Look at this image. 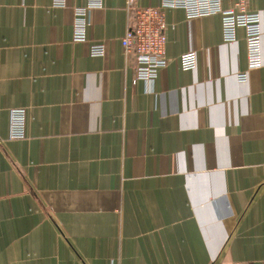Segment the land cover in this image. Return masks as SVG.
I'll return each mask as SVG.
<instances>
[{
	"label": "crops",
	"instance_id": "crops-1",
	"mask_svg": "<svg viewBox=\"0 0 264 264\" xmlns=\"http://www.w3.org/2000/svg\"><path fill=\"white\" fill-rule=\"evenodd\" d=\"M128 2L103 0L74 42L88 0H0V264H264V34L248 71L244 29L225 42L220 15L166 9L168 65L136 82Z\"/></svg>",
	"mask_w": 264,
	"mask_h": 264
},
{
	"label": "built area",
	"instance_id": "built-area-1",
	"mask_svg": "<svg viewBox=\"0 0 264 264\" xmlns=\"http://www.w3.org/2000/svg\"><path fill=\"white\" fill-rule=\"evenodd\" d=\"M89 5L75 9L73 41L85 42L90 22V11L101 8L103 0H88ZM248 0H233L232 7L224 9L223 0H159L156 7H134L128 2L130 21L122 40L124 54L131 60L135 70V81L153 82L161 69L168 65L164 11L183 9L187 18H201L220 15L222 17L223 39L225 42L237 40V30L244 29L246 35L248 71L262 67L261 40L264 34V12H250ZM55 7L64 8L66 0H53ZM90 54L102 57L105 48L101 44L92 45ZM182 70H193L197 66L195 52L183 54L179 58ZM239 82L248 80V72L237 75ZM26 110L13 109L10 112V139L23 140L26 135Z\"/></svg>",
	"mask_w": 264,
	"mask_h": 264
}]
</instances>
